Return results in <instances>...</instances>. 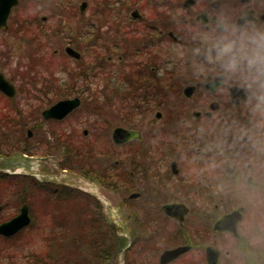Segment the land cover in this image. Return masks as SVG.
I'll return each mask as SVG.
<instances>
[{"label":"flooded vegetation","instance_id":"1","mask_svg":"<svg viewBox=\"0 0 264 264\" xmlns=\"http://www.w3.org/2000/svg\"><path fill=\"white\" fill-rule=\"evenodd\" d=\"M226 2L233 4V0ZM238 2L254 3L256 8H260L264 0ZM23 5L26 9L47 6L49 18L43 17L41 21L39 18H13ZM220 7L221 0H17V5L8 18L7 28L0 29V33L19 41L28 39L35 46L40 40L36 31L41 25L51 22L53 33L47 36L53 41L50 47L54 48V57L61 56L75 61L77 69L83 70L80 74L91 70L96 72L97 76L94 78L105 86L102 96L104 90L111 92V87L113 102L117 105V111L113 113L115 118L123 117L122 113L126 111L133 113L132 123L116 127L113 131L124 128L141 134L142 141L134 140L117 145L112 140V131L111 141L99 149L98 154L103 159L102 171H107L108 164L116 158L111 168L113 173L114 169L116 172V175L112 174V178L118 182L120 160L123 162L126 158L130 164L129 176L133 185L130 197L138 194L140 200L144 194L148 199L166 201L164 206H187L189 213L182 224L168 218L163 211L164 206L158 212L176 222L182 231L197 228L190 224V218L194 217V221L206 219L205 217L211 216L209 212H212L213 217H209L207 224V234L211 237L228 235L238 243L243 241L239 226L244 221L246 211L250 208L257 209L258 214H263V195L259 196L258 193H262L264 188V152L254 150L249 137L264 132V117L253 114V102L249 101L243 90L235 86L225 88L222 85L211 90L210 84H215L218 79L205 73L200 67V61L191 54V50L198 45L195 34L189 31L190 26L194 27L200 22L207 23L208 14ZM89 8L95 9V15L90 20L86 18ZM260 20L264 21V14H261ZM169 45L175 48L172 50ZM2 47L0 44V48ZM68 49L78 53L80 59L69 56ZM169 51L173 52V57ZM178 55H183L180 65H177L179 60L174 58ZM89 58L91 61H88ZM66 70L68 78H71L69 68ZM5 78L7 79L6 76ZM80 79L83 80V77L80 76ZM7 80L15 87L16 97L10 98L1 91L0 96L18 107L17 101L22 89L16 82ZM78 82L76 80L75 83ZM60 84L66 89L62 88L60 93L50 92V95L59 94L63 99L66 98L64 101L72 99L75 92L71 93L72 89L66 86L65 81ZM189 88H194L191 98L185 94ZM54 90L56 91L55 88ZM171 96L184 101L183 105L187 107L183 111L180 109V112L164 107ZM74 98H79L81 105L84 104L83 97L77 94ZM140 104L156 107L161 111L156 113L153 121L147 119L143 123L139 121L137 125L140 115H136L138 119H134V112ZM195 113L200 114V117L196 118ZM2 116H6L4 109L0 111V118ZM7 116L8 125L13 117L14 120H23L20 110L12 111ZM67 119L68 117L62 121H46L43 112L34 113L31 117L32 121L44 126L62 123ZM165 119L168 121L164 122ZM162 121V125L156 129ZM147 126L153 128L151 132H146ZM30 132L28 139L34 137L33 130ZM44 151V155L31 158L37 161L40 174L45 178L55 180V176H61L63 181L79 178L81 184L98 187L99 179L96 174L100 169L92 175L86 171L75 173L63 167L64 157L62 160L60 155H55L56 152L52 151L50 145L45 146ZM12 155L13 153L5 156L0 151V160L6 161ZM242 168H246V171L239 172ZM250 180L253 181L252 185ZM64 185V188L73 186L71 183ZM115 185L118 187V184ZM43 187H50V184ZM184 191L190 193V199L197 207L200 206L199 210L179 202L177 194ZM24 205L26 204L22 207ZM0 206L4 212L10 204ZM241 209L242 219L237 225L238 238L230 232L215 231L218 221ZM193 234L194 243L190 246L194 250V244L200 236L195 231ZM262 244L256 264H264V243ZM208 247L221 252L222 262V251L215 245Z\"/></svg>","mask_w":264,"mask_h":264},{"label":"rangeland","instance_id":"2","mask_svg":"<svg viewBox=\"0 0 264 264\" xmlns=\"http://www.w3.org/2000/svg\"><path fill=\"white\" fill-rule=\"evenodd\" d=\"M94 15L95 9L89 8L86 18L90 20ZM16 17L31 20L39 18L41 21L43 17L49 18V11L47 6L26 9V6L23 5L19 12L13 16V18ZM52 25L50 22L39 27L40 29L36 33L40 40L38 45L35 42V46L28 39L19 41L0 33V44L3 45L0 48V72L7 79L16 82L22 89L20 99L17 101L18 107L13 106L3 96H0V111L4 109L6 116L11 115L12 111L17 112L18 110L23 114V120H14L13 117V120L9 121V125L6 123V118L9 116L0 118V151L5 156L16 152H22L23 155L28 156L26 158L22 153H19L20 155L17 157L19 160H0V171L3 168L16 171L18 164L23 166L22 175L0 176V204H10L2 212L0 223L17 216L23 204H28L33 219L31 226L18 236L12 239L0 237V264H46L49 257L52 260H49L48 263L52 264H102L97 261L95 250L91 248L97 246L101 250L108 249L107 255L114 262V244H110L109 241L112 233L111 231L106 233V230L108 232L106 223L121 229L120 236L126 235L133 239L132 232L125 230V227L132 225V221L137 224L141 236L139 234L140 238L136 241V245L133 244L131 250L125 251L119 256L116 264H160V257L164 251L192 245L179 243L184 242L181 241L183 236L185 240H188V237H192V235L176 234L183 233L176 222L158 213L166 201L148 199L144 194L140 200L130 199L133 185L129 176L130 164L126 158L123 162L120 160L118 182L112 178V174L116 175V172L114 169L113 173L111 168L116 158L108 164L107 171L106 169L102 171L103 162L98 154L100 146L108 145L114 128L125 126L124 119H129L128 121L132 123L131 115L133 113L126 111L122 113L123 117L115 118L113 113L117 111V105L113 102L114 96L113 93L111 94V87L109 88L111 92L107 93L104 90L102 96L101 92L105 86L94 78L97 76L96 72L91 70L83 72L82 75L80 73L83 70L77 69L78 64L75 61L61 56L54 57V48L50 47L53 41L47 36L53 33ZM174 48L171 46L172 50ZM169 54L173 57L172 51H169ZM174 58L179 60L177 65H180L183 55ZM88 61H91L90 58ZM68 68L71 78H68L67 75L66 69ZM111 69L113 70L112 67ZM111 69L109 68L110 72ZM72 75L75 78L81 76L83 80L76 78L72 84ZM76 80L79 82L75 83ZM64 81L67 83L66 86L75 92L71 98L78 94L84 98V104L62 123L44 126L40 122L32 121L31 117L34 113H41L55 105L56 102L66 99L62 97L52 103L49 102L51 96L40 92L44 83L49 84L46 87L51 89L58 87V83L63 84ZM47 88L45 89L47 90ZM183 102L181 99L171 96L168 104L164 107L180 112L187 107V105H183ZM137 107L138 110L134 112V119H138L136 115H140L138 123L135 120L137 125L139 121L141 123L147 119L153 121L156 113L161 111L159 108L143 104ZM163 121L158 123L156 129H159ZM39 125L41 127H38ZM152 129L147 126L145 130L151 132ZM31 130L34 132V137L28 139ZM107 130L109 131L106 132ZM85 131L88 132L87 136L84 135ZM39 142L41 143L39 144ZM48 145L51 146L52 151L56 152L55 155H60L62 160L64 157L63 167H67V170L70 169L75 173L86 171L92 175L100 169L96 174L99 179L98 187L81 184L79 178L63 181L61 176H55V180L49 179L50 187H43L42 190L38 188L40 186L33 180L32 175L28 174L34 162L31 157L44 155V148ZM119 156L123 158L122 155ZM57 165L56 161L55 166L57 167ZM243 171H246V168L239 170V172ZM32 182L35 183V187H30ZM67 183H71L72 188H64V184ZM115 184H118V187ZM78 188H82L83 191ZM261 192L258 195H263V199H261L263 214H258L257 209L250 208L246 211L244 221L239 226L240 234L243 237L242 244H238L228 235L209 236L206 230L207 224L209 217H213L212 212H209L211 216L205 217L206 219L200 218L195 221L194 217L189 219L190 224L197 227L193 231L198 232L200 238L196 240L194 250L182 255L171 264H193L194 262L206 264L205 250L210 245H215L222 251L221 264H256V259L263 248L262 242L264 243V188ZM177 198L179 202L186 203L191 208L200 209V206L197 207L196 203L190 199L192 197L188 191L177 194ZM110 205L114 207V211L109 210ZM137 216L138 218H136ZM155 228H158V232H154ZM62 235H66L67 240L63 239ZM82 236L83 239L79 243L78 239H81ZM158 237L163 238V243L154 245V240H157ZM93 240H97L98 244L94 245L95 241ZM74 241L77 242V246L74 245ZM66 246L74 248L76 252V256H73L72 259L66 257V251H64L66 255L64 257L56 255L60 253L62 247ZM78 246L83 249L81 252H77ZM60 247L61 249H59ZM113 262L111 264H114Z\"/></svg>","mask_w":264,"mask_h":264},{"label":"clouds","instance_id":"3","mask_svg":"<svg viewBox=\"0 0 264 264\" xmlns=\"http://www.w3.org/2000/svg\"><path fill=\"white\" fill-rule=\"evenodd\" d=\"M264 2L229 4L208 14L207 23L189 28L195 34L197 47L191 50L201 69L218 79L225 88L243 90L253 102L254 115L264 117ZM254 150L264 152V132L249 137Z\"/></svg>","mask_w":264,"mask_h":264},{"label":"water","instance_id":"4","mask_svg":"<svg viewBox=\"0 0 264 264\" xmlns=\"http://www.w3.org/2000/svg\"><path fill=\"white\" fill-rule=\"evenodd\" d=\"M243 2H248L250 0H242ZM17 5V0H0V29L7 28L8 18L11 14L12 9ZM67 53L72 58L79 60L80 55L74 52L72 49H68ZM221 85L220 81L217 80L215 84H210L211 90H216ZM0 91L10 98L16 97L15 87L5 78V76L0 73ZM194 88H189L186 90V96L191 98L193 95ZM81 106V100L79 98L70 99L66 101H60L51 108L43 112V118L46 121L56 120L62 121L69 117L73 112H75ZM215 108V106L213 107ZM196 118L200 117V114L195 113ZM86 136L88 132L84 133ZM31 136V132H29ZM112 140L117 145L126 144L134 140L142 141L141 134L139 132L128 131L124 128H118L113 131ZM251 185L253 181L249 182ZM139 195L134 194L130 197L131 200L138 199ZM3 207H0V215L2 213ZM163 211L167 216L176 219L181 222L185 221L186 216L189 213V209L181 204L168 205L163 207ZM243 210H238L230 215L223 217L218 221L214 227L216 232H231L234 237L238 238L239 234L237 232V225L242 219ZM32 219L29 213V207L27 205L23 206L20 214L13 218L12 220L2 223L0 225V236L5 238H11L17 235L19 232L31 225ZM192 250L191 246H181L173 250H166L160 257V264H171L177 260L182 255L190 252ZM207 264H220L221 252L213 247H209L206 250Z\"/></svg>","mask_w":264,"mask_h":264},{"label":"trees","instance_id":"5","mask_svg":"<svg viewBox=\"0 0 264 264\" xmlns=\"http://www.w3.org/2000/svg\"><path fill=\"white\" fill-rule=\"evenodd\" d=\"M76 78H78V79H80V77H76ZM73 75H72V84L74 83V80L76 79ZM71 80V79H70ZM46 85L48 86L49 84H47V83H44V85H43V88L41 89L42 91H40L41 93H45L47 96H51V99H49V102H54L55 100H58L59 98H62L61 96H59V94H57V96L56 95H54V96H52V95H50V92H53V93H60V91L62 92V90H65L64 88H63V85H61V84H59L58 83V87H56L55 89H56V91L54 90V87H52L51 89H48L47 87H46ZM45 88H47V90L45 89ZM63 88V89H62ZM62 89V90H61ZM46 90V91H45ZM70 91V90H69ZM74 91H73V89L71 90V93H73ZM51 100V101H50ZM129 119H124V123H125V125L127 126V125H129L130 124V122L128 121ZM30 187H35V183H33L32 182V184L30 185ZM38 188H40L41 190H42V186H40V187H38ZM135 216V215H134ZM136 218H138V216L136 217ZM106 228L108 229V232H107V230H106V233H109V231H111V239L109 240L110 241V244L111 243H113L114 244V249H113V255H115V261L113 262L112 261V258H110L108 255H107V252L109 251L108 249H106V248H104V249H100L98 246L97 247H91L93 250H95V256H96V259H97V261H99V262H101L102 264H111V262H113L114 264H116V262H117V260H118V258H119V256L122 254V251L128 246V241H127V239H125L124 237H122V236H120L119 235V232H120V230H118L114 225H109V224H107L106 223ZM127 230L129 231H131L132 232V236H133V242H136L139 238H140V236H141V232H140V230L137 228V224L136 223H134L133 221H132V225H130V226H128L127 227ZM154 230H156V231H154V232H158V228H155ZM207 230V233H209L208 232V229H206ZM181 232H183V233H176V234H186V235H188L189 236V234L190 235H192V237H188L189 239L188 240H185V238H184V236H183V238L181 239V241H184V242H179V243H181V244H183V243H194V234H193V231H192V229L191 228H187V230H185V231H182V230H180ZM153 232V233H154ZM139 234H140V236H139ZM83 236H85V235H83ZM83 236L81 237V239L79 238L78 239V242L80 243L81 242V240L83 239ZM62 238L63 239H65V240H67L66 238H67V236L66 235H62ZM90 240V239H89ZM166 240V239H165ZM93 241H95V243H94V245H97L98 244V242H97V240H93ZM92 241V242H93ZM155 242H154V245H161L162 243H163V238L162 237H158V239L157 240H154ZM167 242H169L170 243V241L169 240H167ZM243 242V241H242ZM242 242L240 241V242H238V244H242ZM77 242L76 241H74V245H78V244H76ZM176 244H178V243H176ZM175 244V245H176ZM242 246V245H241ZM242 247H244V246H242ZM241 247V248H242ZM90 248V249H91ZM59 249H61V247L59 248ZM58 249V250H59ZM57 250V251H58ZM83 249L80 247V246H78L77 247V252H81ZM105 250V251H104ZM63 251V252H62ZM64 251H66L67 252V256L65 255V253H64ZM111 252V251H110ZM56 255H58V256H61V257H64V255L67 257V258H69V259H72L73 258V256H76V252H75V250H74V248L73 249H71L70 248V246H66V247H62V249H61V251H60V253L59 254H56ZM47 257H49V256H47ZM48 259V261L49 260H52V259H50V257L49 258H47ZM48 261H47V263L46 264H52L51 262H49L48 263Z\"/></svg>","mask_w":264,"mask_h":264},{"label":"bare ground","instance_id":"6","mask_svg":"<svg viewBox=\"0 0 264 264\" xmlns=\"http://www.w3.org/2000/svg\"><path fill=\"white\" fill-rule=\"evenodd\" d=\"M132 248H133V246H132ZM132 248H131V249H132ZM127 252H128V251H127Z\"/></svg>","mask_w":264,"mask_h":264}]
</instances>
